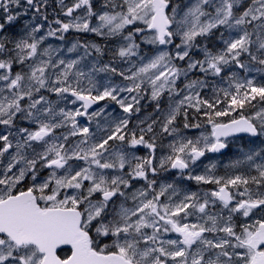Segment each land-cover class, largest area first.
Returning <instances> with one entry per match:
<instances>
[{"label":"snow or ice","instance_id":"obj_1","mask_svg":"<svg viewBox=\"0 0 264 264\" xmlns=\"http://www.w3.org/2000/svg\"><path fill=\"white\" fill-rule=\"evenodd\" d=\"M0 264H264V0H0Z\"/></svg>","mask_w":264,"mask_h":264},{"label":"flooded vegetation","instance_id":"obj_2","mask_svg":"<svg viewBox=\"0 0 264 264\" xmlns=\"http://www.w3.org/2000/svg\"><path fill=\"white\" fill-rule=\"evenodd\" d=\"M149 109V108H148ZM233 152H235V150L233 149ZM233 155L231 153H229L228 155H225V156H219L218 158L217 157H214V159H217L218 162H219V165H221V167L219 168V171L221 173H223L224 169L222 167V165H226L228 163H230V161L233 159ZM207 160H205L206 162ZM165 175H168V174H165ZM184 184L185 186H188V185H191V189L193 191H196L200 188H206V187H209V186H197L194 182H189V181H184Z\"/></svg>","mask_w":264,"mask_h":264},{"label":"rangeland","instance_id":"obj_3","mask_svg":"<svg viewBox=\"0 0 264 264\" xmlns=\"http://www.w3.org/2000/svg\"><path fill=\"white\" fill-rule=\"evenodd\" d=\"M53 43L55 44V43H57V42H55V41H53ZM147 111H151V109L149 108V109H147ZM143 114V113H142ZM189 135H192L193 133H188ZM235 150V149H234ZM143 151H145V150H141V152H143ZM218 161V160H217ZM208 161H206L205 163H207ZM218 164H219V162H218ZM197 171H201V169H197Z\"/></svg>","mask_w":264,"mask_h":264}]
</instances>
